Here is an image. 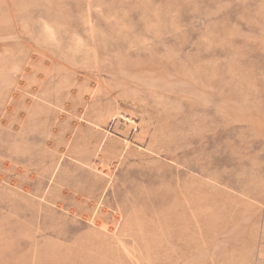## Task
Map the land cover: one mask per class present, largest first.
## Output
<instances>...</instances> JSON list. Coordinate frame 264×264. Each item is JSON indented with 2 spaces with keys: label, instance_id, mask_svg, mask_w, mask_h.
Segmentation results:
<instances>
[{
  "label": "rangeland",
  "instance_id": "374dc122",
  "mask_svg": "<svg viewBox=\"0 0 264 264\" xmlns=\"http://www.w3.org/2000/svg\"><path fill=\"white\" fill-rule=\"evenodd\" d=\"M0 264H264V0H0Z\"/></svg>",
  "mask_w": 264,
  "mask_h": 264
}]
</instances>
